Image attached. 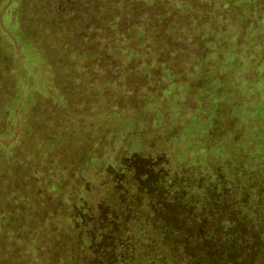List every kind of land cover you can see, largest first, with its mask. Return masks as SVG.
I'll use <instances>...</instances> for the list:
<instances>
[{
  "label": "rangeland",
  "instance_id": "obj_1",
  "mask_svg": "<svg viewBox=\"0 0 264 264\" xmlns=\"http://www.w3.org/2000/svg\"><path fill=\"white\" fill-rule=\"evenodd\" d=\"M225 1V23H215L223 12L214 0L216 16L197 26L221 42L210 58L195 52L210 46L199 38L185 44L194 52L183 61L146 59L144 39L128 43L143 58L127 49L116 63L106 55L52 68L25 19L30 6L0 0V264L86 263L84 204L97 218L107 209L98 203L117 206L114 171L133 153L235 178L264 161V69L249 61L264 45L244 40L264 31V0ZM107 218L98 220L118 226Z\"/></svg>",
  "mask_w": 264,
  "mask_h": 264
},
{
  "label": "trees",
  "instance_id": "obj_2",
  "mask_svg": "<svg viewBox=\"0 0 264 264\" xmlns=\"http://www.w3.org/2000/svg\"><path fill=\"white\" fill-rule=\"evenodd\" d=\"M213 1L21 0V5H29L35 13L25 19L29 27L32 24L34 37L43 43L46 62L54 68L56 62L73 67L78 60L83 61L79 66H86L106 55L116 63L122 51L132 49L129 41L144 39L146 59L181 61L187 58L185 53L194 52L185 44L199 38L210 46L200 45L195 52L210 58L221 52V42L216 47L214 33L197 26L209 23L207 15L216 16ZM238 1L245 0L231 2ZM227 5L221 0L223 17L215 20L221 21L218 25L225 23L223 7ZM184 19L187 22L183 23ZM176 26L184 29L175 33ZM236 35L243 36L240 31ZM257 35L263 38L254 39ZM251 36L244 40L264 45V31ZM80 40H84L82 48ZM135 46L130 59L143 58ZM249 61L261 63L264 69V50L259 61ZM72 67L61 72L63 76L70 75ZM97 67L99 70L102 65L98 62ZM123 159L114 171L117 206L110 209L98 203L107 207L99 208V218L98 212L82 206L90 239V256L84 264H264V161L251 164L247 171L241 166L242 176L235 178L233 172L224 174L220 167L173 171L162 156L133 153ZM105 213L118 226L100 223L98 219Z\"/></svg>",
  "mask_w": 264,
  "mask_h": 264
}]
</instances>
